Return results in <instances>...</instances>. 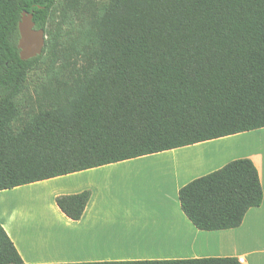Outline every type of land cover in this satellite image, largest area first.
Here are the masks:
<instances>
[{"label":"trees","instance_id":"obj_1","mask_svg":"<svg viewBox=\"0 0 264 264\" xmlns=\"http://www.w3.org/2000/svg\"><path fill=\"white\" fill-rule=\"evenodd\" d=\"M57 0H0V191L264 128V0H112L82 32L92 65L63 105L22 126L18 98L43 54L23 61L24 12L45 29ZM92 193L57 206L82 219ZM201 231L239 228L263 204L250 159L184 186ZM0 264H25L0 224ZM77 264H242L236 258Z\"/></svg>","mask_w":264,"mask_h":264},{"label":"crops","instance_id":"obj_2","mask_svg":"<svg viewBox=\"0 0 264 264\" xmlns=\"http://www.w3.org/2000/svg\"><path fill=\"white\" fill-rule=\"evenodd\" d=\"M239 159L255 164L264 193V128L0 191V224L25 264L236 258L264 264V200L239 228L201 231L180 190ZM121 176L113 183L111 178ZM129 179V182L124 179ZM91 191L79 221L56 199Z\"/></svg>","mask_w":264,"mask_h":264},{"label":"rangeland","instance_id":"obj_3","mask_svg":"<svg viewBox=\"0 0 264 264\" xmlns=\"http://www.w3.org/2000/svg\"><path fill=\"white\" fill-rule=\"evenodd\" d=\"M112 0H57L46 27V52L32 69L18 98L22 126L41 110L63 105L88 73L92 60L81 48V35ZM113 183L121 176L111 178ZM124 181L129 182L125 178Z\"/></svg>","mask_w":264,"mask_h":264},{"label":"water","instance_id":"obj_4","mask_svg":"<svg viewBox=\"0 0 264 264\" xmlns=\"http://www.w3.org/2000/svg\"><path fill=\"white\" fill-rule=\"evenodd\" d=\"M34 14L24 12L20 22V40L18 48L23 61L36 58L43 54L46 44L45 29H35Z\"/></svg>","mask_w":264,"mask_h":264}]
</instances>
